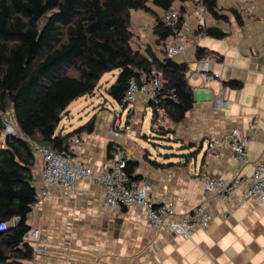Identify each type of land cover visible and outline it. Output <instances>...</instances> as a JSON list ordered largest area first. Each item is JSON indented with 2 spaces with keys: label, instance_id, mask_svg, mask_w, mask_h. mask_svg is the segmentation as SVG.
Wrapping results in <instances>:
<instances>
[{
  "label": "crops",
  "instance_id": "1",
  "mask_svg": "<svg viewBox=\"0 0 264 264\" xmlns=\"http://www.w3.org/2000/svg\"><path fill=\"white\" fill-rule=\"evenodd\" d=\"M185 6L189 11L185 25L170 41L184 47L172 57L188 64L192 109L180 123H165L157 129L153 109L139 100L127 110L125 123H130L131 130L123 140L110 135L112 119L95 112L96 127L93 133L80 135L82 144L76 151L91 176L79 181L74 192L52 189L29 215L30 226L40 232V240L31 245L41 250L34 252L29 264H264V211L254 199L242 203L234 197L208 199L212 223L206 230L193 229L190 237L152 227L136 206L103 205V187L97 178L107 171L116 145L134 164L132 177L149 185L155 205L169 204L178 217L203 201L202 173L211 179H249L264 160V0H218L227 21L214 20L203 10L206 27L227 34L222 39L196 36L195 5ZM134 15L136 32L145 44L151 18ZM197 47L208 52L201 61L209 62L218 78L204 83L194 73V64L200 62L195 59ZM218 98L223 107L216 105ZM149 108L150 128L164 142L150 143V149L143 134ZM83 124L60 132L66 134ZM231 130L247 139L244 165L233 160L227 147L207 151L208 144L220 142ZM36 166L39 180L40 160Z\"/></svg>",
  "mask_w": 264,
  "mask_h": 264
},
{
  "label": "trees",
  "instance_id": "2",
  "mask_svg": "<svg viewBox=\"0 0 264 264\" xmlns=\"http://www.w3.org/2000/svg\"><path fill=\"white\" fill-rule=\"evenodd\" d=\"M198 1L214 20H228L218 0ZM186 3L195 5L194 0H0V112L15 130L0 138V224L18 218L0 231V264H29L34 256L33 246L24 241L31 206L39 198L34 146L59 150L72 137L93 133L95 116L66 134L59 126L69 106L93 96L105 74L118 71L107 93L120 103L131 78L161 73L165 84L157 103L148 105L159 109L167 125L180 123L192 109L188 64L168 55L170 38L185 25ZM172 8L178 20L169 28L162 19ZM230 11L241 24L237 12ZM137 12L152 21L145 44L133 22ZM195 34L227 35L205 24ZM207 55L195 49L196 61ZM133 170L127 162L131 180Z\"/></svg>",
  "mask_w": 264,
  "mask_h": 264
},
{
  "label": "built area",
  "instance_id": "3",
  "mask_svg": "<svg viewBox=\"0 0 264 264\" xmlns=\"http://www.w3.org/2000/svg\"><path fill=\"white\" fill-rule=\"evenodd\" d=\"M195 10L193 15L199 19V24L204 25L201 18L203 5L200 1L194 0ZM178 20L176 8L170 9L162 19L166 27L173 28ZM198 24V25H199ZM184 47L175 45L173 40L168 45V55L182 53ZM194 73L207 83L218 78L214 75L209 62L200 61L194 64ZM165 80L161 73L151 72L149 75L140 74L137 78L128 81L127 88L121 102L118 103L121 111L133 107L139 100L146 104L157 103L156 94L164 86ZM216 105L223 107L225 104L218 98ZM155 123L158 126L165 125L158 108H154ZM131 130V125L126 122L123 126L120 119L114 116L110 124L109 133L118 140L126 138ZM15 130L11 125L8 115L0 112V138L6 135H13ZM82 144V138L74 136L59 150H51L34 146L36 160L41 161V173L35 186L38 189L39 198L31 206V213L40 206L47 198L52 189H61L74 192L79 181L87 180L91 176V170L84 160L76 155L77 149ZM221 147H227L233 156V160L239 164H246L247 139L238 130H231L229 134L218 143H211L207 146L209 153H215ZM127 160L124 150L120 145L114 147V156L109 163L107 171L98 176L97 181L103 187V205L107 208H121L136 206L146 217L149 225L154 228L162 227L175 234L190 237L193 229L206 230L212 223V217L208 212L206 201L213 197L229 198L234 197L238 203L248 199L258 202L264 211V160L258 163L249 179L234 178L231 180L211 179L204 173L200 175L203 185V201L198 204L190 213L178 217L169 204L156 206L149 197L150 187L145 183L131 180L125 173ZM18 218H13L9 223H1L0 231L13 225ZM40 240L38 229L31 227L24 236L25 242H37ZM40 249L34 250L40 253Z\"/></svg>",
  "mask_w": 264,
  "mask_h": 264
},
{
  "label": "rangeland",
  "instance_id": "4",
  "mask_svg": "<svg viewBox=\"0 0 264 264\" xmlns=\"http://www.w3.org/2000/svg\"><path fill=\"white\" fill-rule=\"evenodd\" d=\"M140 13V12H139ZM135 15H133L134 17ZM118 71H113L105 74L100 80L97 89L93 96H86L73 102L65 114L60 126L59 131L62 129L68 130L73 124L78 125L79 123H85L89 120L95 112H99L104 117L113 119L114 116H120L121 125L125 124L127 120V109L121 111L118 103H116L107 93V89L115 80ZM151 109L147 110V116L145 119L143 134L148 137L147 148H151L150 143H164L160 142L156 137L155 133L150 128L151 126ZM10 121V118L8 116ZM158 129V125H154ZM155 134V135H154ZM143 141V140H141ZM165 145V144H163Z\"/></svg>",
  "mask_w": 264,
  "mask_h": 264
}]
</instances>
